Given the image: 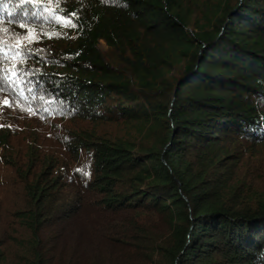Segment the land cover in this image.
<instances>
[{
    "label": "trees",
    "instance_id": "1",
    "mask_svg": "<svg viewBox=\"0 0 264 264\" xmlns=\"http://www.w3.org/2000/svg\"><path fill=\"white\" fill-rule=\"evenodd\" d=\"M24 7L0 5V264H264V0Z\"/></svg>",
    "mask_w": 264,
    "mask_h": 264
},
{
    "label": "snow or ice",
    "instance_id": "2",
    "mask_svg": "<svg viewBox=\"0 0 264 264\" xmlns=\"http://www.w3.org/2000/svg\"><path fill=\"white\" fill-rule=\"evenodd\" d=\"M38 3V0H17V4H18V7L23 9L21 12H20V15L22 17H27L29 16L30 14L32 16H36L37 15V12L34 10L32 11L31 13H29L28 9L25 8L24 6L25 5H32L33 8H35L36 4ZM4 4V0H0V5H3ZM9 15L11 16L12 13H9ZM10 23H16L15 21H9ZM24 22L21 21L19 23V27L21 28H24ZM31 31V30H29ZM31 35H29L28 39H31ZM9 52L11 53V56H10V59L12 61H15L17 56H21L22 57V51L17 48L15 50L13 49H9ZM0 56L2 57H5V58H8V53H5L2 49H0ZM21 63L23 62V60L21 59L20 61ZM0 72H3L4 73V76H3V79L5 80V82L8 83V86L9 87H13L14 84H17L18 81H20L22 78L20 76L19 73H17L15 71V64H13V66L11 68H8V69H0ZM13 90L15 91L16 89L13 88Z\"/></svg>",
    "mask_w": 264,
    "mask_h": 264
}]
</instances>
